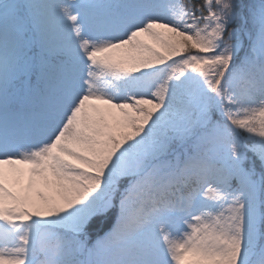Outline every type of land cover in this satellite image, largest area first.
<instances>
[{
  "label": "snow or ice",
  "instance_id": "1",
  "mask_svg": "<svg viewBox=\"0 0 264 264\" xmlns=\"http://www.w3.org/2000/svg\"><path fill=\"white\" fill-rule=\"evenodd\" d=\"M0 264H264V0H0Z\"/></svg>",
  "mask_w": 264,
  "mask_h": 264
}]
</instances>
